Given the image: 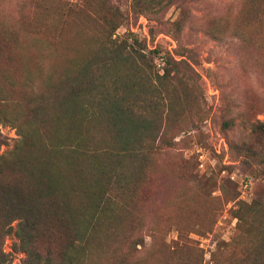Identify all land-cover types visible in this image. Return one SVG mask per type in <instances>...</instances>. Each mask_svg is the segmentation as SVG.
Returning <instances> with one entry per match:
<instances>
[{
	"label": "rangeland",
	"instance_id": "374dc122",
	"mask_svg": "<svg viewBox=\"0 0 264 264\" xmlns=\"http://www.w3.org/2000/svg\"><path fill=\"white\" fill-rule=\"evenodd\" d=\"M140 8L134 0H0V70H10L11 60L19 74L38 72L44 82L38 87H51L108 45L114 25L112 40L137 39L161 75L169 60L180 62L190 79L173 92L166 136L172 145L159 144L147 173L141 199L148 205L136 213L146 238L138 261L170 264L179 242L192 246L180 254L184 259L200 254L203 264H230L251 241L249 229L239 228L240 206L264 208V155L253 132L264 123V50L255 46V7L247 0H175L161 12ZM215 25L226 32L220 39L209 33ZM258 35L263 38L264 29ZM0 139L5 155L21 137L14 125L0 123ZM17 242L8 237L4 250L11 264H24ZM107 256L97 263L106 264Z\"/></svg>",
	"mask_w": 264,
	"mask_h": 264
},
{
	"label": "trees",
	"instance_id": "16d2710c",
	"mask_svg": "<svg viewBox=\"0 0 264 264\" xmlns=\"http://www.w3.org/2000/svg\"><path fill=\"white\" fill-rule=\"evenodd\" d=\"M174 1L134 4L161 12ZM247 1L255 7V46L264 50L258 35L264 0ZM118 28L112 27L108 45L51 87H38L40 74H19L11 60L10 70H0V123L14 125L21 137L0 155V264H11L4 247L12 235L24 264H98L103 255L106 264L157 263L138 261L146 238L136 213L148 205L141 195L159 144L172 145L166 136L174 89L190 76L173 58L161 75L137 39L112 40ZM209 33L220 39L226 32L215 25ZM234 34L248 42L243 30ZM253 132L264 155V123ZM3 144L0 139V149ZM260 214L261 203L240 206L239 228L249 229L251 241L230 264H264V230L255 235ZM175 245L170 264H203L200 254L194 260L180 255L192 246Z\"/></svg>",
	"mask_w": 264,
	"mask_h": 264
},
{
	"label": "built area",
	"instance_id": "2783aa9c",
	"mask_svg": "<svg viewBox=\"0 0 264 264\" xmlns=\"http://www.w3.org/2000/svg\"><path fill=\"white\" fill-rule=\"evenodd\" d=\"M146 34V37L148 38V34L147 33H145Z\"/></svg>",
	"mask_w": 264,
	"mask_h": 264
}]
</instances>
